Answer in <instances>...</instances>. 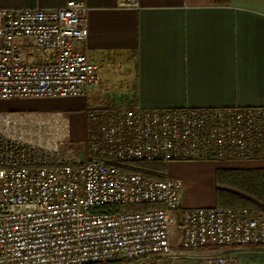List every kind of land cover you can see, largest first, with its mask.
I'll list each match as a JSON object with an SVG mask.
<instances>
[{
  "label": "built area",
  "instance_id": "built-area-1",
  "mask_svg": "<svg viewBox=\"0 0 264 264\" xmlns=\"http://www.w3.org/2000/svg\"><path fill=\"white\" fill-rule=\"evenodd\" d=\"M87 10L82 0L0 9V100L78 96L99 84L74 48L87 36ZM43 52L53 61H28ZM86 121V139L72 143L63 112H0V264L235 263L232 253L184 261L173 228L190 251L264 245L259 210L179 208L180 181L136 165L264 155V107L88 108Z\"/></svg>",
  "mask_w": 264,
  "mask_h": 264
},
{
  "label": "crops",
  "instance_id": "crops-1",
  "mask_svg": "<svg viewBox=\"0 0 264 264\" xmlns=\"http://www.w3.org/2000/svg\"><path fill=\"white\" fill-rule=\"evenodd\" d=\"M68 1L0 0V9L58 8ZM82 1L88 9V32L74 48L94 63L100 85L123 90L124 105L264 107V0H138L137 9L119 8L118 0ZM28 61L50 62L53 53H39ZM96 89L70 97L1 99L0 112H63L70 122L69 141L82 143L86 110L102 106ZM217 169H264V158L168 163L165 175L180 181L179 208L217 206L218 188L251 199L258 209L263 205L243 191L219 185ZM229 253L234 264H264V245L237 246L219 254Z\"/></svg>",
  "mask_w": 264,
  "mask_h": 264
},
{
  "label": "trees",
  "instance_id": "trees-1",
  "mask_svg": "<svg viewBox=\"0 0 264 264\" xmlns=\"http://www.w3.org/2000/svg\"><path fill=\"white\" fill-rule=\"evenodd\" d=\"M213 2L225 3L228 0H212ZM264 158V155L259 156ZM140 168V172L146 177L161 178L162 173L165 172L166 166L160 162H136ZM150 172H148V171ZM151 171L153 173H151ZM216 181L219 185H225L232 189L243 191L250 195L253 199L264 205V169H257L252 171L242 170H216ZM216 205L218 207H237L242 205L248 208H257V205L249 198L242 197L235 192L218 188L216 190ZM145 205H124L119 206L118 209L124 211H141L145 209ZM258 209V208H257ZM111 264H120L114 262Z\"/></svg>",
  "mask_w": 264,
  "mask_h": 264
},
{
  "label": "rangeland",
  "instance_id": "rangeland-1",
  "mask_svg": "<svg viewBox=\"0 0 264 264\" xmlns=\"http://www.w3.org/2000/svg\"><path fill=\"white\" fill-rule=\"evenodd\" d=\"M95 88H97L96 94H98L97 96L100 99V104H102V106L98 108L117 109V108L128 107L123 104L125 94L123 93V90L121 91V88L112 89V87H108L107 85L106 86L103 84L100 85V82ZM258 210L264 214L263 205H260V208ZM180 236H181L180 230L173 228L171 243L173 247L175 248V250H177V252L183 256L182 259L187 262L198 261L202 255L207 254V253H223L224 250L226 249H229V250L234 249V247H211V248H204L200 250L190 251L189 249H182L180 247Z\"/></svg>",
  "mask_w": 264,
  "mask_h": 264
}]
</instances>
